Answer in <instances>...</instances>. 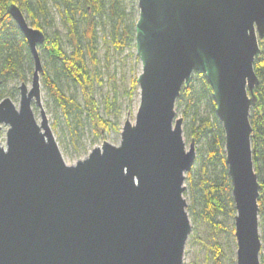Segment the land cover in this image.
<instances>
[{"label": "water", "instance_id": "95a60500", "mask_svg": "<svg viewBox=\"0 0 264 264\" xmlns=\"http://www.w3.org/2000/svg\"><path fill=\"white\" fill-rule=\"evenodd\" d=\"M135 49L142 71L135 122L119 146L103 141L65 164L42 104L45 36L16 4L6 14L33 59L19 106L0 101V264H183L191 224L184 179L194 164L175 102L194 73L205 76L224 132L235 208L236 264H260V185L250 109L253 63L264 43V0H137ZM33 106L38 108L37 123Z\"/></svg>", "mask_w": 264, "mask_h": 264}, {"label": "trees", "instance_id": "16d2710c", "mask_svg": "<svg viewBox=\"0 0 264 264\" xmlns=\"http://www.w3.org/2000/svg\"><path fill=\"white\" fill-rule=\"evenodd\" d=\"M12 3L20 8L28 24L45 36L44 44L38 48L43 65L41 92L47 111L58 113L66 122L74 145L75 136L79 137L78 133L86 127L96 137L111 131L119 133L121 114L115 108L116 97L105 102V112L113 114L111 121L100 112L94 95L95 83H101L100 76L89 70V64L96 63L100 44H111L121 51L126 42L134 43L137 0H0V101L14 96L18 87L9 86L16 81L25 83L34 68L24 37L6 14ZM52 11L63 24L64 36L47 30ZM260 50L253 63L258 85L249 122L253 167L260 185L259 260L264 264V43L260 44ZM135 87L133 80L129 97ZM175 111L182 118V136L195 146L194 164L184 179L186 212L191 223L188 237L200 243V228L213 237L221 234L232 237L235 208L225 164L224 132L215 114L212 90L203 74L192 75L189 86L175 102ZM52 127L55 129L56 123ZM209 249L213 254L211 263L223 264L221 246L215 242ZM234 254L232 251L231 264L236 263Z\"/></svg>", "mask_w": 264, "mask_h": 264}, {"label": "rangeland", "instance_id": "374dc122", "mask_svg": "<svg viewBox=\"0 0 264 264\" xmlns=\"http://www.w3.org/2000/svg\"><path fill=\"white\" fill-rule=\"evenodd\" d=\"M53 13L54 12L52 11L51 16L53 18L51 19L50 26L47 30L50 33L56 32L60 36H64L65 30L63 24ZM89 70L95 74H99L100 76L101 83L100 85L95 83L94 95L99 104L102 116L111 121L113 120V114L110 116V114L105 112V102L106 99L116 97L115 108H119L121 114V128L126 119H129V121L134 124L136 112L140 103L139 88L137 83L130 97L128 93L131 90L133 80H137V77L142 71L140 60L136 56L135 40L132 44L126 42L121 51L115 50L111 44H100L97 48V61L94 64H89ZM24 82L27 87L30 88L31 75H29ZM19 84L20 82L18 81L13 82L9 88H12L13 86L18 87ZM13 94L14 96H11L10 98L14 105L18 107L20 99L19 91L17 90V92ZM41 97L43 107L47 114L48 125L66 165L72 166L78 161L86 159L92 149L100 147L103 141H107L114 146H119L121 131L119 133L111 131L101 134L100 137H96L92 130L88 127H86L84 131L78 133L79 137L75 136L77 141L74 145L66 122L62 116L58 113L54 115L53 113L47 111L44 103V93L41 94ZM175 113L176 118H181L179 111H175ZM34 115L37 123H40V114L38 108L36 107L34 108ZM53 123H56L57 125L55 129L52 127ZM6 131V126H3L0 131V146L3 148L6 147ZM183 140L187 149L189 141L184 137ZM183 198L187 203V198L184 196V192ZM198 237L201 239L200 243L190 241L188 237L183 253V264H212L211 258L213 254L209 248L215 242L221 246L222 251L224 252V256L222 258L223 264H231L230 259L233 257L232 251H234V259H236V242L234 235L232 236L233 239L232 237H227L225 234L213 237L208 231H203L200 228L198 230ZM262 254L264 257V251Z\"/></svg>", "mask_w": 264, "mask_h": 264}, {"label": "flooded vegetation", "instance_id": "af4514ba", "mask_svg": "<svg viewBox=\"0 0 264 264\" xmlns=\"http://www.w3.org/2000/svg\"><path fill=\"white\" fill-rule=\"evenodd\" d=\"M31 78H32V76H31ZM17 90H18V89H17ZM34 108H35V107L33 106V112H34Z\"/></svg>", "mask_w": 264, "mask_h": 264}, {"label": "built area", "instance_id": "2783aa9c", "mask_svg": "<svg viewBox=\"0 0 264 264\" xmlns=\"http://www.w3.org/2000/svg\"><path fill=\"white\" fill-rule=\"evenodd\" d=\"M263 197H264V194H263Z\"/></svg>", "mask_w": 264, "mask_h": 264}]
</instances>
